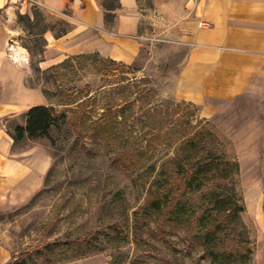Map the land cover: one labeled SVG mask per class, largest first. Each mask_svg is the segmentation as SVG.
<instances>
[{
    "label": "rangeland",
    "instance_id": "1",
    "mask_svg": "<svg viewBox=\"0 0 264 264\" xmlns=\"http://www.w3.org/2000/svg\"><path fill=\"white\" fill-rule=\"evenodd\" d=\"M99 1L112 21L118 0ZM139 2L149 39L131 63L86 53L44 67L43 33L71 24L42 7L19 15L10 42L25 49L28 82L69 119L0 151V264H264V93L216 101L214 111L180 97L185 47L149 24L153 0ZM110 108L122 121L94 130ZM23 120L6 121L12 136ZM34 149L52 162L23 199L5 185V167ZM186 171H197L191 187ZM161 173L167 182H156ZM160 192L176 214L149 207Z\"/></svg>",
    "mask_w": 264,
    "mask_h": 264
},
{
    "label": "crops",
    "instance_id": "2",
    "mask_svg": "<svg viewBox=\"0 0 264 264\" xmlns=\"http://www.w3.org/2000/svg\"><path fill=\"white\" fill-rule=\"evenodd\" d=\"M41 1L46 12L71 24L59 34L53 30L43 33L44 67L86 53L131 63L149 39L143 28L148 14L140 9L139 0H118L112 21L99 0ZM153 2L149 24L160 35L181 41L186 50L178 75L180 97L214 111L216 101L264 93V0ZM32 10H20L9 0H0V151L4 154L14 143L6 121L20 116L26 121L31 107L49 105L43 90L29 84L28 66L8 54L10 39L20 32L19 15L33 17ZM25 157L7 163L9 176L4 182L19 187L22 198L28 199L42 185L52 161L40 149L27 152Z\"/></svg>",
    "mask_w": 264,
    "mask_h": 264
},
{
    "label": "trees",
    "instance_id": "3",
    "mask_svg": "<svg viewBox=\"0 0 264 264\" xmlns=\"http://www.w3.org/2000/svg\"><path fill=\"white\" fill-rule=\"evenodd\" d=\"M22 16L23 15H20V17ZM27 17H29V19L31 18L30 15L28 14H27ZM95 54L98 55L97 53ZM93 100L94 99H92V96H90L85 101L90 102ZM106 112H108V114ZM120 112H121V109H118V108L114 110H111V108L105 109L98 119L93 120L95 121V124H96V128L94 126V130L96 131H100L99 129L105 130V127L101 126L102 124L100 125V121H122V120H119V117H121V115L119 114ZM77 118L80 121H82L83 115L77 116ZM68 119H69L68 110L60 111L58 107L54 105L33 106L26 112V124L18 125L15 129L16 134L13 137L17 141L26 136L29 138H35V137H39L42 135H48L50 132V129L53 126H60V122L65 123L66 121H68ZM200 133L201 131H197L196 133H194V135L188 139L187 145L194 143V142H198V137ZM141 152H143V150ZM122 154L124 155L125 158L131 157V154H129V152L127 151H124ZM225 165L226 167L236 166L239 169L238 161L225 160ZM162 177H163V174L161 173L159 177L157 178L156 182L157 183L167 182V179H163ZM184 179H185L186 187L193 186L194 182L197 180V171H190V172L186 171V175ZM157 188L160 189L159 186ZM165 194L166 193L160 192L158 193V196H155V198L149 202V207L160 215L168 214V212L172 208V206L168 208L167 194L166 195ZM176 210L177 209H174L173 211V208H172L171 214L172 212L173 214H176L177 213ZM209 235H210V232L206 234V237ZM214 255H217V254L214 253ZM13 264H27V260L16 261Z\"/></svg>",
    "mask_w": 264,
    "mask_h": 264
},
{
    "label": "built area",
    "instance_id": "4",
    "mask_svg": "<svg viewBox=\"0 0 264 264\" xmlns=\"http://www.w3.org/2000/svg\"><path fill=\"white\" fill-rule=\"evenodd\" d=\"M9 2L14 3L20 10L25 9L27 11L28 8H35V7H43L44 4L41 0H9ZM18 45L15 42H10L8 46V50L11 52L10 56L18 63L26 65L29 62V58L27 55H23L20 57V59H16L15 56H13L14 51Z\"/></svg>",
    "mask_w": 264,
    "mask_h": 264
},
{
    "label": "bare ground",
    "instance_id": "5",
    "mask_svg": "<svg viewBox=\"0 0 264 264\" xmlns=\"http://www.w3.org/2000/svg\"><path fill=\"white\" fill-rule=\"evenodd\" d=\"M16 49H17L15 50L16 52L14 51V55L16 59H20V57H22L24 54L26 55L25 49L23 47L18 46Z\"/></svg>",
    "mask_w": 264,
    "mask_h": 264
}]
</instances>
